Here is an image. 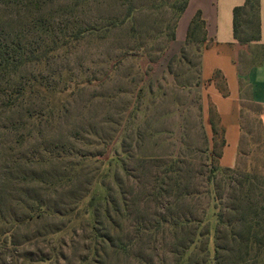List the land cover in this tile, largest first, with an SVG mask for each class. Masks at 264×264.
<instances>
[{
	"label": "trees",
	"instance_id": "16d2710c",
	"mask_svg": "<svg viewBox=\"0 0 264 264\" xmlns=\"http://www.w3.org/2000/svg\"><path fill=\"white\" fill-rule=\"evenodd\" d=\"M122 1L127 6L122 19H109L90 30L79 29L70 39L79 41L88 31L103 32L105 36L122 26L135 12L128 0ZM30 2L0 0V6L4 10L24 11L27 15ZM188 2L184 0L178 8L169 42L175 39L177 19ZM26 15L24 18L28 20ZM14 19L5 12L0 15V83L4 87L0 98L5 101L7 112L18 111L32 99L46 102V97L34 88L35 84L46 88H56V85L41 73L23 77L22 72L49 61L69 43L66 37H53L41 45L29 41L25 32H14ZM233 24L234 36L239 43L259 42L261 0H246L236 7ZM209 42L205 21L198 14L190 24L185 47H197L199 65L201 52ZM141 48L137 46L130 52L137 55ZM184 49L182 59H185ZM127 54L129 52L123 51L111 65V71L103 77L108 79ZM95 81L98 78L90 77L83 83ZM214 81L225 94V81L219 72L215 73ZM78 85L74 84L73 92ZM45 108L50 117L66 112L65 108L55 111L48 104ZM210 115L213 143L205 153L206 161L200 166V172H194L181 156L163 159L142 157L139 153L128 155L136 160V168L148 172L151 179L147 184H140L137 192L132 188L134 196L130 200L119 172L114 175L115 189L105 183L107 174L96 172L94 164L104 156L112 137L97 138L91 124L85 134L67 129L72 128L67 125L63 133L55 135L53 142L40 145L44 154L19 160L12 154L11 164L26 166L28 170L14 178L8 163L3 164L2 176L6 181L3 185L0 183V264H262L264 188L256 182L258 177L250 173L259 168L251 154L246 155L249 162L245 165L242 158L235 168L220 165L221 150L225 145L224 130L216 122L213 108ZM41 126L39 115L30 114L17 124L23 134L2 147L10 152L13 144L28 143ZM4 129L5 135H9L8 129ZM99 146L102 149L95 151L94 148ZM103 163V167L108 164ZM241 170L246 173L239 174ZM122 171L126 172L124 164ZM197 176L203 177L208 188L206 194L213 193L215 197L214 226L206 212L199 214L194 208V196L199 190H191L190 186ZM12 179L17 186L13 194H6L1 187L9 186ZM96 184L103 187L104 197L97 198L93 191ZM85 200V219L73 225L74 216ZM132 207L138 217L130 232L128 220ZM150 209L154 211L153 219L147 217L146 212ZM41 245L44 246L42 249ZM169 245L170 253L166 251ZM133 251L139 252L140 259H131ZM156 258H159L158 262Z\"/></svg>",
	"mask_w": 264,
	"mask_h": 264
},
{
	"label": "rangeland",
	"instance_id": "374dc122",
	"mask_svg": "<svg viewBox=\"0 0 264 264\" xmlns=\"http://www.w3.org/2000/svg\"><path fill=\"white\" fill-rule=\"evenodd\" d=\"M30 1L27 15L24 11L19 12L14 8L4 10L1 6L0 15L3 12L11 14L12 18L16 19L13 23L14 32H25L29 35V41L41 45L47 44L53 37L58 39L66 37L69 38V43L56 52L49 61L22 72L23 77L30 73L36 75L41 73L56 85V88H46L39 83L35 84L34 88L46 97V102L32 99L18 111L7 112L4 107L5 101L0 98L1 185L6 181L2 176L5 161L8 163L7 167H11L14 178L28 170L26 166L12 165L10 162L12 154L19 160L42 153L40 145L53 142L55 135L63 133L67 125L72 127L67 129L85 134L88 125L91 124L97 138L112 137L104 156L98 158L99 162L94 164V167L97 168L96 172L107 174L105 183L110 184L113 189L117 187L114 175L119 172L124 179L129 200L134 196L132 188L134 192L136 188L137 192L140 184H147L151 180L148 172L136 168V160L130 159L129 154L139 153L142 157L163 159L181 156L190 163V168L194 172H200V166L206 161L205 153L211 142L205 130L202 99L198 89L200 65L197 47L195 45L185 47L183 53L185 59L181 56L180 60L169 62L168 70L172 74L173 82H168L165 76L156 78L154 72L168 46L178 8L184 0H128V5L135 12L122 26L105 36L103 32L88 31L79 41L70 39L77 30H90L105 24L109 19H122L126 4L122 0ZM25 15L28 20H25ZM137 46L143 48L139 54L134 55L130 50ZM123 51L129 54L121 60L119 67L108 79L104 78V73L111 71V65ZM258 54V50H249L247 62L251 64L257 61ZM90 77L98 78L99 82L84 84L83 81ZM76 83L79 85L73 92ZM1 88L4 87L0 83V91ZM47 104L55 111L65 108L66 112L62 116L50 117L45 110ZM246 104L247 107L251 106L249 102ZM30 114L39 115L41 128L35 131L33 139L28 143L13 144L10 152H7L2 145L23 134V130L18 128L17 124ZM4 128L8 129L9 135H5ZM220 135L219 133L218 142ZM247 141L249 145L250 142H260L258 139ZM252 143L246 148L247 151L252 150ZM95 149L102 148L99 146ZM255 149H257L254 156L255 165L259 169L250 173L258 177L259 180L256 182L264 188V152L260 148ZM242 159L244 165L249 162L247 157ZM121 160L125 166V173L122 171ZM103 162L108 164L103 167ZM36 169L40 170L38 167ZM238 172L246 173L242 170ZM202 179V176H197L190 186L191 190H199V194L194 196V208L199 214L206 212L207 218L214 226L215 197L213 193L206 194L208 188ZM13 180L9 181L11 184L6 188L1 187L6 194L14 193L17 182ZM93 191L97 198L105 195L100 184H96ZM85 203L86 200L75 214L73 225L85 219L83 212ZM129 212L128 223L131 232L138 214L133 207ZM146 213L148 218H154L153 209ZM43 247L40 246L41 249ZM166 251H171L170 245ZM139 256L137 251L131 253L133 260L140 259ZM155 261L158 262L159 258Z\"/></svg>",
	"mask_w": 264,
	"mask_h": 264
},
{
	"label": "crops",
	"instance_id": "0c3cea01",
	"mask_svg": "<svg viewBox=\"0 0 264 264\" xmlns=\"http://www.w3.org/2000/svg\"><path fill=\"white\" fill-rule=\"evenodd\" d=\"M246 0H189L185 11L177 19L175 39L168 43L156 70V78L165 76L173 82L168 64L180 60L192 20L201 14L206 24L209 46L201 52L199 94L202 101L207 137L213 143L210 109L224 130L225 145L220 165L235 168L240 158L256 155L255 148L264 152V0H261V40L239 43L234 36L233 10ZM258 50V60L249 64L248 51ZM219 72L225 81L224 94L214 81ZM160 73V75H159ZM247 102L251 104L247 107ZM251 141L252 150L247 151Z\"/></svg>",
	"mask_w": 264,
	"mask_h": 264
}]
</instances>
